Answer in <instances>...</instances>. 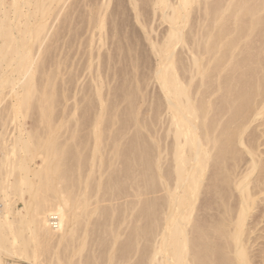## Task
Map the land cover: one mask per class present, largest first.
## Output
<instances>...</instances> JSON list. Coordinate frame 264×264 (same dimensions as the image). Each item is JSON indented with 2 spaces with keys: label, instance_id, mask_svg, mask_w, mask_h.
<instances>
[{
  "label": "bare ground",
  "instance_id": "bare-ground-1",
  "mask_svg": "<svg viewBox=\"0 0 264 264\" xmlns=\"http://www.w3.org/2000/svg\"><path fill=\"white\" fill-rule=\"evenodd\" d=\"M61 1L0 0V101L7 87L13 97L0 108V264H264V0L149 1L168 23L150 45L165 147L134 109L127 128L99 88L91 121L55 111L54 72L33 45ZM30 107L29 124L7 121Z\"/></svg>",
  "mask_w": 264,
  "mask_h": 264
},
{
  "label": "rangeland",
  "instance_id": "rangeland-1",
  "mask_svg": "<svg viewBox=\"0 0 264 264\" xmlns=\"http://www.w3.org/2000/svg\"><path fill=\"white\" fill-rule=\"evenodd\" d=\"M149 1L152 0H148V2L147 0H62L61 2L55 4L53 12L47 20V27L45 30L48 33L47 37L41 44L38 42L34 43L33 50H45L43 55L40 56L44 62V66L47 68V74H44L45 78L47 79L50 76L48 73L51 74L52 77V73L54 72V78L52 77V80L55 88V96L57 98L56 105H58L56 106L55 111H60L63 115L64 110L67 111L71 108H78L82 113L84 111V115L81 117L84 118V121L83 119L80 121L89 122L94 116V105H96L97 108V105L99 106L102 103V105H110V107L113 106L119 115H117L118 119L124 122L127 128L128 124L131 127V130H133L134 127L132 128V124L134 125L135 121L128 117L130 115L129 113H131H128V111L134 109L132 112L137 111L138 113H136L137 115L135 114L137 117L136 121L143 123L147 122L145 123L146 128L140 127L139 129L141 134L145 132L144 134L147 140L146 138L144 139L149 143H152V139L149 140L152 135V137H157L158 142L161 143H159V145L165 147L164 145L170 142V137H167L166 139V134H164L168 129L167 121H169V116L167 110L165 109L166 102L165 99L163 100L164 96L161 93L158 83L155 81L156 79L154 77V73H152L154 68L157 67L156 65H158V63H156L158 59L150 45L151 43H155L162 39L166 33L165 31L168 30V23H166V21L164 22L161 16V13L165 10L162 9L164 7H155L156 10H153L154 8L152 7V2ZM196 10L197 9L195 8V10H191L192 13L190 12V19H193L191 22L193 23L195 21L196 23V28L194 27L195 24H193V27L191 26V29L194 28V31L192 30L194 35L197 33L195 32V29L199 28H197L198 22L196 20H200L198 18L201 16L200 12ZM137 11L141 14V16H139ZM98 15L103 17V23H101L103 26L102 28H100L101 26H98L96 23L97 18H99ZM22 18L20 20L25 22V18ZM32 21L33 23L31 22V26L36 25L35 23L38 22V20L36 21L33 18ZM187 28L188 27H186V29ZM190 42L192 44V41H189V44ZM191 44L190 46H187L192 48L193 44ZM182 46L177 45L173 49L176 54L180 53L178 57H181L180 59L183 61L182 63L187 65V61H189V58L191 57L189 52L190 49L188 50V47L185 45ZM38 47L41 48L38 49ZM182 52L184 55L189 54L190 57L188 55L184 56ZM182 58L186 60V63L182 60ZM50 71L53 72L51 73ZM182 73L183 72H181V74ZM40 77L42 76H37V79ZM43 78L44 77L41 79L44 80L45 78ZM133 80L134 82H132ZM196 80L197 78L195 81ZM132 84L135 87L137 85V88H134ZM129 86L132 87V89ZM96 88L100 89L101 103H99L100 101L96 99ZM9 90V87L3 89V92H5L2 93L3 99L0 101V108L3 107L1 109L4 111L6 106L12 105L13 97ZM126 90L128 92H126ZM137 90L140 92H135L134 101H131V103L124 98L126 94ZM4 95L7 96L5 97ZM137 97L138 99H136ZM127 102L129 105H127ZM89 105L91 107H89ZM156 105L158 106L156 107ZM128 106H130L129 109ZM60 107H63V110L60 109ZM87 108L89 111H87ZM89 108H91V110ZM126 108L127 112L125 111ZM31 109L32 108L30 107L29 111L25 113L26 115L24 114L25 117L21 116L22 114H20V116L17 115L16 117V114L13 112V114H10L12 118L8 117L7 121H13L14 123L19 121L29 124L33 118L30 116H33V112H35V108H33V110ZM78 109H76V111H78ZM84 109H86V112ZM148 109L152 111L151 114ZM154 112L157 115V117L155 116L156 118L154 117ZM109 113L110 112H108V114ZM122 115L124 116V119ZM109 116H111V114H109ZM109 116L105 114L104 119H108ZM13 117H16V119L14 118V120ZM152 117L153 119L155 118V120H153ZM9 118H11V120ZM67 119H72V117L69 116ZM142 119H145L146 121H142ZM148 121L152 122L154 127H151L152 125ZM13 122H11V124ZM255 123L257 122L252 123L251 127ZM149 124L151 129L147 127ZM251 127L249 129H251ZM148 128L149 130H146ZM258 128H260V130L262 129L261 126L256 129L259 130ZM131 133H133V131H131ZM144 134L143 137H145ZM260 139L261 142L264 139V136ZM161 140H163V142ZM259 148L264 150V145ZM163 153L164 155L166 154V152ZM162 193L163 192H158L154 194V196H157L158 194L161 195ZM151 196L152 195H150V197ZM202 197L205 198L204 195ZM202 197L201 199H203ZM201 199L198 200V203L201 202ZM261 205L263 204H260V207ZM259 208L256 209L259 210ZM256 209L254 211L259 212ZM205 214L207 215V212ZM254 215L256 216L257 214L255 213ZM262 224L263 223L258 224L257 227H255L253 232L254 234H251L254 236L251 240V242L253 241L251 243V250L254 248L253 253L257 251V248L262 246L261 243L263 242V239L261 240V238L255 237L257 234H261L260 230L262 228ZM256 228H258V230H256ZM4 258H6V256H4ZM20 264L26 263L20 262Z\"/></svg>",
  "mask_w": 264,
  "mask_h": 264
}]
</instances>
